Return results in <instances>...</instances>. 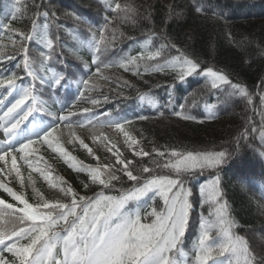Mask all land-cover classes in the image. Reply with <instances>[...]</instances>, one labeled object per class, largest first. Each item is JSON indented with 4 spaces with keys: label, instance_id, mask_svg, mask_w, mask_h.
Here are the masks:
<instances>
[{
    "label": "trees",
    "instance_id": "1",
    "mask_svg": "<svg viewBox=\"0 0 264 264\" xmlns=\"http://www.w3.org/2000/svg\"><path fill=\"white\" fill-rule=\"evenodd\" d=\"M215 1L19 0L18 4L17 0H0V79L12 74L19 77L17 90H10L7 84L0 86V114L19 97L21 85L35 84L34 95L44 111L33 115L58 124L50 137L52 146L47 142L34 143L27 161L21 158L22 153H13L19 177L12 169L11 156L0 161V183L24 195L34 207L45 201L70 204L72 195L61 189L71 188L79 201L81 196L94 199L101 192L119 196L153 175L176 178L173 170L153 164V160L167 163L172 151L224 152L220 165L183 176L192 191L183 250L191 260L201 221L213 211L199 189L218 177L219 202L226 203L233 231L247 241L256 257L255 264H264V0ZM116 4L122 8L131 4L135 13L126 16L116 10ZM16 7L21 11L15 12ZM197 7L202 11L197 12ZM33 22L38 26L37 34L26 40L25 36L32 35ZM45 23L51 48L46 46ZM113 29L116 39L107 51L97 54L96 60L87 42L101 35L111 39ZM146 33L152 41L147 50ZM161 44L175 48H166L154 60L141 57V53L155 51ZM25 49L37 72L35 81L24 68ZM180 53L198 62L201 73L212 68L225 74L233 84L245 87L251 102L247 97L230 95L229 85L211 88V78L203 74L180 80L172 69L145 71V65L156 66L165 57ZM131 56L141 57L138 71L131 64L120 66ZM40 78L45 82L41 83ZM56 78H62L59 85L55 84ZM84 81L88 82L87 87ZM92 100L98 103L93 104ZM173 113L195 119L185 120ZM61 115L68 116V120L58 121ZM141 116L147 119H140ZM31 120L29 117L21 128L27 130ZM117 120L124 129L142 138L148 156L127 149L118 130L109 126L110 121ZM88 137L96 140L98 165L89 164L81 149L80 143ZM110 142L126 154L127 170L139 177L138 181L130 180L125 165L115 162ZM56 146L62 151L54 150ZM159 151L165 152L163 158L158 157ZM144 167L152 171L142 173ZM92 168L98 169L104 180L110 173L119 179L105 187L88 179V169ZM162 205L158 196L149 193L139 201H129L126 209L139 208L141 222L151 223L153 217L147 213L153 208L159 211ZM13 206L20 209L23 204ZM56 230H61V226L57 225ZM0 258L7 264L17 261L4 245H0Z\"/></svg>",
    "mask_w": 264,
    "mask_h": 264
},
{
    "label": "snow or ice",
    "instance_id": "2",
    "mask_svg": "<svg viewBox=\"0 0 264 264\" xmlns=\"http://www.w3.org/2000/svg\"><path fill=\"white\" fill-rule=\"evenodd\" d=\"M105 2L107 3V0ZM17 3L19 4V0ZM115 8L122 10L126 16L135 13L131 4L124 5L123 8L120 4H116ZM20 11V7H16L15 12ZM196 11L200 12L202 9L197 7ZM43 15L47 17L48 13L45 12ZM37 28V24L33 22L32 35L24 38L33 39L37 34ZM47 28L48 24L45 23L43 29L46 46L51 48L52 40L47 36ZM112 31L111 39L101 35L99 39L94 37L87 42L96 60L99 59L97 54L107 51L112 41L116 39V30ZM151 42V37L145 41L146 50ZM168 47L175 48V45L161 44L155 51L141 53V57L145 60H154L161 57ZM141 57H128L126 63L120 62V66L126 68L128 64H131L138 71L140 65L137 61ZM109 66L104 64V67ZM24 68L34 81L38 79L26 49ZM166 69L176 71L180 80L203 74L206 78H211V88L220 89L221 85H229L232 89L230 95L247 97L249 103L251 102L252 98L245 87L233 84L225 74L214 71L212 68L201 73L198 71L199 63L183 53L170 58L165 57L162 63L153 67L145 65V71H165ZM40 70H44L43 64ZM97 72H100L99 66ZM17 79L19 77L12 74L6 79H0V86L7 84L10 90H17ZM40 79L41 83L45 82L43 78ZM61 79L56 78L55 84L59 85ZM83 83L85 87L88 86L87 81ZM34 90L35 84L21 85L18 89L19 97L0 114V128H3L8 138L0 147V161H5L6 157L11 156L12 169H15L18 177L20 172L16 168V156L13 153H22L21 158L27 161L34 143L47 142L49 146H52L50 137L58 128V124H49L33 115L34 112L44 111L41 102L34 95ZM29 101H31L30 104H28ZM92 103L96 104L98 101L92 100ZM0 105H3V100H0ZM206 107L210 108V106ZM173 114L182 115L185 120L195 119L194 116L183 113ZM29 117H32L31 127L27 130L22 129L21 125L28 121ZM140 119H147V117L141 116ZM57 120H68V116L61 115L57 117ZM109 126L123 130V123L118 120L110 121ZM16 144H19V148ZM54 150L62 151L59 146H56ZM137 155L148 156L149 153L141 152ZM157 155L163 158L165 152L159 151ZM169 155L172 159H169L167 163L161 164L159 160H153V164L159 168L173 170L176 178L153 175L144 179L140 186H133L119 196H106L101 192L94 199L81 196L78 201L76 194L68 188L61 190L65 191L66 195H72L70 204L45 201L33 207L22 195L0 183V189L8 192L24 205L23 208L16 209L12 204L0 200V245H4V248L17 258L18 264H209L210 261L211 264H255L256 257L250 251L247 241L233 231L234 224L228 215L226 203L219 202L221 192L218 187V177L199 189L204 202L210 203L213 211L207 218L202 219L200 235L192 249V258L188 259L189 254L183 250V238L192 208L189 201L192 191L186 187L183 176L186 173L195 174L196 170L220 165L225 153L172 151ZM119 163L125 165L126 174L130 180L140 179L133 175L132 171L127 170L124 160H120ZM12 169H9V172ZM88 171L93 181H97L100 176L99 170L88 169ZM141 171L148 173L152 170L144 167ZM28 179L31 180V177L29 176ZM116 179L119 177L110 173L107 180L100 179L99 183L108 187L111 181ZM21 183H23L22 179ZM149 193H152L153 197L158 196L163 201V205L159 211L153 208L147 213L148 216L153 217L151 223H142L139 208L135 211L127 210L126 205L129 201H139L141 197ZM77 209L80 211L78 212ZM57 225L61 226V230H56ZM21 241H27V243L22 244ZM17 261H13L12 264H17ZM0 264H7V262L0 258Z\"/></svg>",
    "mask_w": 264,
    "mask_h": 264
},
{
    "label": "rangeland",
    "instance_id": "3",
    "mask_svg": "<svg viewBox=\"0 0 264 264\" xmlns=\"http://www.w3.org/2000/svg\"><path fill=\"white\" fill-rule=\"evenodd\" d=\"M119 133L124 140L125 146L127 147V149L131 153L137 155V153L144 152V148L142 145V139L140 137H138L135 134L130 133L129 131H127L124 128H123V130H119ZM5 141H6L5 134L3 131L0 130V147L3 146ZM83 142H81L80 145H81V149H82L85 157H87L88 163H90L92 165L98 164V160H100V155H99L98 147L95 143L96 140L95 139H89V137H88V140L83 141ZM16 145H19V144H16ZM110 153L115 158V162L117 164H120L119 163L120 160L125 161L126 154L118 146L112 145V147L110 149ZM92 169H96V168H92ZM88 179L93 180L90 173L88 175ZM100 179H102L101 174H100L99 178L97 179V182H99ZM1 199L6 201V202H9V203H12V201L15 200L11 195H9L8 192H6L4 190H2Z\"/></svg>",
    "mask_w": 264,
    "mask_h": 264
},
{
    "label": "bare ground",
    "instance_id": "4",
    "mask_svg": "<svg viewBox=\"0 0 264 264\" xmlns=\"http://www.w3.org/2000/svg\"><path fill=\"white\" fill-rule=\"evenodd\" d=\"M215 3H220V1L217 0V1H215ZM145 37H149V33H146V34L144 35V39H145ZM176 50H177V49H176ZM177 51H179V50H177ZM258 98H259V99L261 98V94L258 95Z\"/></svg>",
    "mask_w": 264,
    "mask_h": 264
}]
</instances>
